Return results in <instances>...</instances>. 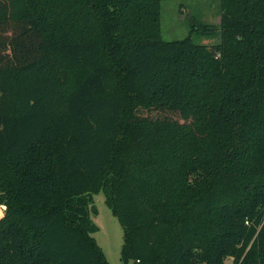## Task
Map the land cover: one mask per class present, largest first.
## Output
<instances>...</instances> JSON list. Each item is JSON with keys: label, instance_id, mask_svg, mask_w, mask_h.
Segmentation results:
<instances>
[{"label": "trees", "instance_id": "16d2710c", "mask_svg": "<svg viewBox=\"0 0 264 264\" xmlns=\"http://www.w3.org/2000/svg\"><path fill=\"white\" fill-rule=\"evenodd\" d=\"M219 1L207 46L161 0H0V264H109L101 191L125 264H264V0Z\"/></svg>", "mask_w": 264, "mask_h": 264}, {"label": "rangeland", "instance_id": "374dc122", "mask_svg": "<svg viewBox=\"0 0 264 264\" xmlns=\"http://www.w3.org/2000/svg\"><path fill=\"white\" fill-rule=\"evenodd\" d=\"M219 13V0H161V38L164 41H173L189 36L196 44L207 46L217 44L220 42ZM196 24H207L218 30L214 33L201 34L191 30V26ZM148 115L160 117L165 114L153 111ZM170 115L173 118L177 117L175 114ZM3 210L4 206L0 205V217L3 215ZM88 212L91 222L97 228L93 237L104 253L106 260L109 264H125L120 257V249L123 243L122 227L106 206L102 191L91 195ZM229 263V260L226 259L225 264Z\"/></svg>", "mask_w": 264, "mask_h": 264}, {"label": "built area", "instance_id": "2783aa9c", "mask_svg": "<svg viewBox=\"0 0 264 264\" xmlns=\"http://www.w3.org/2000/svg\"><path fill=\"white\" fill-rule=\"evenodd\" d=\"M247 223V222H246ZM228 260H229V262H231L232 261V258H228Z\"/></svg>", "mask_w": 264, "mask_h": 264}]
</instances>
